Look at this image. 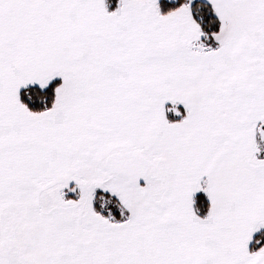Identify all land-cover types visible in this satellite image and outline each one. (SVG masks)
<instances>
[{
    "label": "snow or ice",
    "instance_id": "1",
    "mask_svg": "<svg viewBox=\"0 0 264 264\" xmlns=\"http://www.w3.org/2000/svg\"><path fill=\"white\" fill-rule=\"evenodd\" d=\"M0 264H264V0H0Z\"/></svg>",
    "mask_w": 264,
    "mask_h": 264
}]
</instances>
